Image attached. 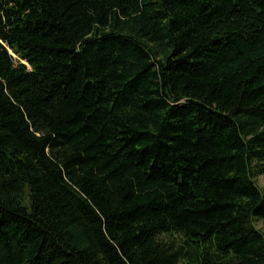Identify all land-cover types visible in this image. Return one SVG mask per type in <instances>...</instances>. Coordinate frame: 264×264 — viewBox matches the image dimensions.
I'll use <instances>...</instances> for the list:
<instances>
[{
	"label": "trees",
	"instance_id": "trees-1",
	"mask_svg": "<svg viewBox=\"0 0 264 264\" xmlns=\"http://www.w3.org/2000/svg\"><path fill=\"white\" fill-rule=\"evenodd\" d=\"M264 0H0V264H264Z\"/></svg>",
	"mask_w": 264,
	"mask_h": 264
},
{
	"label": "rangeland",
	"instance_id": "rangeland-1",
	"mask_svg": "<svg viewBox=\"0 0 264 264\" xmlns=\"http://www.w3.org/2000/svg\"><path fill=\"white\" fill-rule=\"evenodd\" d=\"M258 182H259V187L261 188L262 191H264V176H261L259 179H258ZM257 228L260 229L261 231L264 232V221H259L257 224H256Z\"/></svg>",
	"mask_w": 264,
	"mask_h": 264
}]
</instances>
